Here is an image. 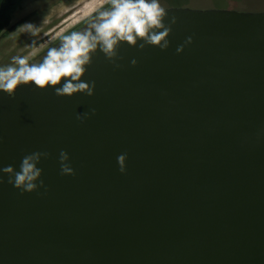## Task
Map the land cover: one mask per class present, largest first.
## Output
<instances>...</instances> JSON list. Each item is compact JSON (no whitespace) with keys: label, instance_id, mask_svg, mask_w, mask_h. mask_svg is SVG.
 Listing matches in <instances>:
<instances>
[{"label":"water","instance_id":"obj_1","mask_svg":"<svg viewBox=\"0 0 264 264\" xmlns=\"http://www.w3.org/2000/svg\"><path fill=\"white\" fill-rule=\"evenodd\" d=\"M166 10L169 47L97 50L91 97L0 92V168L50 153L34 192L0 172V264H264V11Z\"/></svg>","mask_w":264,"mask_h":264},{"label":"clouds","instance_id":"obj_2","mask_svg":"<svg viewBox=\"0 0 264 264\" xmlns=\"http://www.w3.org/2000/svg\"><path fill=\"white\" fill-rule=\"evenodd\" d=\"M107 2L110 7L99 11L82 31H72L64 35L58 47L48 48L42 61L30 63L27 55H18L12 58V63L0 67V92L14 98L19 86L34 84L40 90H47L51 86L55 95L59 97H72L77 93L91 97L94 95L95 81L86 82L82 77L86 74L87 66L91 65L97 50L119 68L121 65L116 61L123 59L119 55V49L124 42L140 50L146 46H156L161 50L169 47L168 37L172 32V26L177 23V18L169 17L160 0H107ZM20 30L36 36L39 34L40 25L26 23L20 26ZM191 42L192 38L188 37L185 44ZM28 46L35 49L36 41L33 40ZM183 49L184 45H180L176 51L180 53ZM136 64L137 60L132 59L131 65ZM95 114L96 109L91 108L84 113L77 112L76 119L83 122ZM49 155L50 153L41 151L26 154L22 158L19 171L9 165L0 168V172L8 175V183L19 189L21 194L34 192L39 187H45L44 181L40 179L43 170L37 165L42 158L46 159ZM59 160L60 174L74 176L75 170L68 163L69 155L66 151H60ZM126 160L127 153L117 157L119 171L122 174L127 170ZM0 183H3L2 177Z\"/></svg>","mask_w":264,"mask_h":264},{"label":"rangeland","instance_id":"obj_3","mask_svg":"<svg viewBox=\"0 0 264 264\" xmlns=\"http://www.w3.org/2000/svg\"><path fill=\"white\" fill-rule=\"evenodd\" d=\"M160 3L165 7L169 5L233 9L242 12L264 11V0H160ZM107 7H110L107 0H32L28 2L14 14L10 25L0 36V67L12 63V58L18 55H27L30 63H37L63 32L100 8L103 10ZM26 23L40 25L39 34L31 36L21 31L20 26ZM33 40L37 45L35 49L28 46Z\"/></svg>","mask_w":264,"mask_h":264},{"label":"trees","instance_id":"obj_4","mask_svg":"<svg viewBox=\"0 0 264 264\" xmlns=\"http://www.w3.org/2000/svg\"><path fill=\"white\" fill-rule=\"evenodd\" d=\"M32 0H0V36L10 25L14 14Z\"/></svg>","mask_w":264,"mask_h":264},{"label":"flooded vegetation","instance_id":"obj_5","mask_svg":"<svg viewBox=\"0 0 264 264\" xmlns=\"http://www.w3.org/2000/svg\"><path fill=\"white\" fill-rule=\"evenodd\" d=\"M165 7V6H164ZM169 7H175V6H166L165 8H169ZM176 7H183V6H176ZM100 9H102V8H100ZM97 10V12H94V13H92L91 15H89V16H87V17H85V18H83L82 20H80L77 24H75L74 26H72L71 28H69L67 31H65V32H63V34H61L58 38H57V40L54 42V44H53V46L52 47H55V46H57V45H59L60 44V41H61V38L64 36V35H66V34H70L72 31H82L83 29H85L87 26H88V24L92 21V19L95 17V15L99 12V11H101V10ZM196 9H206V8H200V7H197ZM42 60V59H41ZM41 60H39V61H41ZM38 61V62H39Z\"/></svg>","mask_w":264,"mask_h":264},{"label":"bare ground","instance_id":"obj_6","mask_svg":"<svg viewBox=\"0 0 264 264\" xmlns=\"http://www.w3.org/2000/svg\"><path fill=\"white\" fill-rule=\"evenodd\" d=\"M89 12V11H88ZM85 14V13H84Z\"/></svg>","mask_w":264,"mask_h":264}]
</instances>
